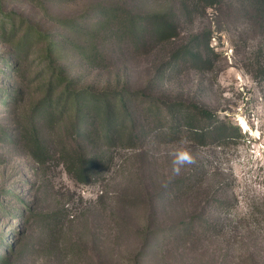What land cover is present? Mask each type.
<instances>
[{
    "label": "rangeland",
    "instance_id": "obj_1",
    "mask_svg": "<svg viewBox=\"0 0 264 264\" xmlns=\"http://www.w3.org/2000/svg\"><path fill=\"white\" fill-rule=\"evenodd\" d=\"M99 2L170 11L178 33L150 52L109 40L98 67L70 54L71 75L99 88L118 76L120 87H140L199 34L206 62L171 70L152 92L205 106L242 135L201 145L150 119L133 144L94 147L99 163L83 181L69 172V119L48 122L36 109L42 43L23 52L18 41L29 23L58 38L67 32L61 18ZM0 17L21 26L11 36L0 29V264H264V21L253 0H0ZM33 122L49 150L43 162L24 140ZM166 189L176 191L172 201ZM147 226L167 230L148 240Z\"/></svg>",
    "mask_w": 264,
    "mask_h": 264
},
{
    "label": "trees",
    "instance_id": "obj_2",
    "mask_svg": "<svg viewBox=\"0 0 264 264\" xmlns=\"http://www.w3.org/2000/svg\"><path fill=\"white\" fill-rule=\"evenodd\" d=\"M195 2L212 6L220 0ZM253 4L264 21V0H253ZM60 23L67 32L61 33L58 38L29 23L18 41V48L24 52L42 43L39 48L41 61L37 69L41 96L36 109L45 114L44 119L48 122H53L56 116H67L69 119L75 137L70 148L63 150V156L68 171L78 180L83 181L82 175L88 171L90 174L99 163V158L91 153L94 147L100 142L115 144L124 143L125 140L133 144L153 127L149 125L150 119L154 122L163 117L162 134L185 135L201 145H223L242 135L237 123L220 118L205 106L182 99L171 100L163 94L152 92L167 79L171 70H177L189 62H206L199 49V34L171 52L157 66L153 79L136 88L126 84L120 87L119 76L114 86L110 87L108 82L99 88L95 82L85 81L84 76L71 75L70 67L63 63L74 53L88 66H103L108 55L106 43L109 40H114L118 45L128 41L130 47L153 51L158 42L172 39L178 33L172 12H134L120 3L99 2L88 6L81 15L61 18ZM20 27L16 19L0 17L3 34L14 35ZM261 67L264 74V64ZM38 129L34 122L30 128L23 129L24 140L33 156L43 162V155L48 154L49 150L42 142ZM20 132L23 133L22 130ZM176 195L175 190L167 192L163 199L172 201ZM145 229L150 232L145 237L148 240L167 230L160 226L154 231H150L148 226Z\"/></svg>",
    "mask_w": 264,
    "mask_h": 264
}]
</instances>
